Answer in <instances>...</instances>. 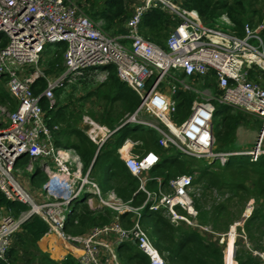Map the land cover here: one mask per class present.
Masks as SVG:
<instances>
[{
  "label": "built area",
  "instance_id": "2783aa9c",
  "mask_svg": "<svg viewBox=\"0 0 264 264\" xmlns=\"http://www.w3.org/2000/svg\"><path fill=\"white\" fill-rule=\"evenodd\" d=\"M150 7L165 11L173 20L163 46L139 31L141 14ZM231 26L225 13L219 14L214 24H207L181 0H135L124 19L123 32L110 34L74 0H0V82L16 102L14 109L0 110V190L6 197L28 206L17 216L0 212V258L4 259L22 218L32 213L47 225L36 241L38 245L42 239L39 248L54 260L69 253L79 264H104L102 254L117 264L113 244L126 239L145 253L148 264H165L138 221L139 210L145 204L148 209L161 208L173 224L185 222L211 231L196 221L191 173L170 176L164 187L160 176L147 173L159 160V154L151 149L134 152L130 140L117 147V154L137 178V189L144 192L143 200L133 205L113 193L101 197L88 169L82 170L75 151L54 144L52 130L58 124H47L39 98L43 97L52 107L55 88L66 87L86 68L105 77L108 69L102 66L111 64L116 77L139 97L135 109L122 122L151 127L160 146L174 148L182 156L203 157L209 162L244 154L255 160L264 152V121L249 149L213 148V100L264 118V47L260 33L247 21L242 24L241 35ZM60 41L63 46L53 48L61 52V69L47 76L39 66L42 53L47 44ZM38 78H43L44 85L35 93L32 84ZM210 78L215 90L210 84L203 85ZM177 89L193 94L188 112L179 119L173 96ZM87 124L86 133L97 144L112 131L107 132L102 124L90 119ZM22 154L27 160L17 169L19 176L25 172L27 179L34 163L46 175L31 190L24 185L25 177L20 179L14 173ZM150 178L156 182L155 189L146 187ZM88 193L95 194L102 206L109 207L111 216L104 223L92 225L85 234L71 235L63 230L70 201ZM124 212L132 214L128 226L119 219ZM250 253L264 264V250L254 249Z\"/></svg>",
  "mask_w": 264,
  "mask_h": 264
},
{
  "label": "trees",
  "instance_id": "16d2710c",
  "mask_svg": "<svg viewBox=\"0 0 264 264\" xmlns=\"http://www.w3.org/2000/svg\"><path fill=\"white\" fill-rule=\"evenodd\" d=\"M124 1L83 0L78 2L77 0L76 3L81 6L80 9L88 17L93 20L102 19L104 21L101 26L103 29H109L112 24L123 23L130 13ZM255 1L181 0V3L188 8H194L202 19L210 25L214 24L219 14L225 13L232 22L231 29L236 34L241 35L243 20L246 19L250 24L251 19L247 16V12L255 11L253 7ZM261 2H264V0H261ZM172 24L173 20L165 11L150 7L142 12L138 27L144 37L163 46L164 38ZM259 33L263 40L264 25L259 30ZM49 45L57 48L63 46V42H55ZM44 53H42V58ZM56 55L51 54L49 57L52 58ZM52 63L53 61H48V67L44 68V70H50ZM102 67H106L108 72L106 79L98 82L97 85L89 86L95 81L96 75L92 69L86 68L69 83L70 89H64L65 87L54 89L55 99H59L62 95V100H68L69 98L67 102L55 101L52 107H48L47 101L40 97L39 103L45 110L44 115L49 126L53 123H62V127L58 126L56 130H52L54 144L72 148L75 151L82 170L88 169V176L95 182L99 195L104 197L105 192L109 189L119 199L123 201L129 200L131 204L139 205L143 200L144 192L137 189V178L127 170L117 154V147L125 140L139 141V145L136 147L141 149V151L151 149L159 154V160L149 168L147 173L149 176H160L164 187L170 177V173L167 170L170 165H175L177 170L190 173L191 168H188V166L190 162H194L195 157L182 156L174 148L160 146L157 143V133L149 126L130 121L122 122V114L124 112H132L139 102V97L129 86L116 77L111 64H106ZM57 69V71L61 69V64ZM104 83L108 86V90L103 94L107 105L118 100L120 101L121 110L117 111L114 117L109 114V109L106 108L99 117V123L112 131L97 147V144L77 126L76 123L79 118H73L74 110H72L69 102L79 103L83 98L92 96ZM209 84L215 90L212 79H205L203 85ZM43 85V78L36 79L32 84L33 91L35 93L39 92ZM74 86L78 87L77 94L73 92ZM71 95L73 98H71ZM173 96L176 100V119H179L188 112L193 95L188 91L177 89ZM0 105H5L7 110L14 109L16 105L15 100L9 95L1 82ZM242 117L243 114L233 106L213 100L211 122L214 135L213 148L215 150H234L230 146H232L234 133ZM21 160L26 161L27 156L22 154L16 164ZM207 165L209 166L210 163L206 162L205 165L200 167L198 176L192 178V184L208 175L210 181L204 187H215L214 185L217 181L223 182V176H227L225 182L216 186L218 190L226 187L227 189H232L234 194H237V191L246 192L244 198L248 199L251 197L253 204L250 213L243 222V227L246 230V235L252 241L257 242V234L259 236L264 235V152L260 153L255 160H249L247 155L244 154L228 155L221 163L218 172L211 170ZM229 168H237V177L230 176ZM225 170L228 171L227 174L224 173ZM45 178V173L37 163H34L33 170L27 178L29 184L31 186L40 185ZM146 187L155 189V180L151 178L147 180ZM85 196L86 194H83V196L70 201L69 212L64 218L63 230L71 235L83 233V231L86 233L92 225L104 223L111 216L112 210L109 207L91 208L86 203ZM192 200L194 208L197 210L196 221L199 224L205 225L204 221H202L203 219L206 221L210 220L215 224L221 218L220 213H223V211L227 212L223 202L211 203L210 207L213 209L203 210L198 201L199 198L195 196L194 192H192ZM27 207L26 203L8 198L0 190V212L10 211L13 216H17L20 212L26 210ZM201 218L202 220H200ZM119 219L124 226H128L132 221V214L130 212L120 213ZM232 219L234 218L231 216L227 218V223ZM138 221L165 264H222V258L223 264H226V259L222 252L223 245L221 246L216 242L217 234L214 236L212 232L215 231L213 230L212 232L202 230L185 222L173 224L163 214L161 208L148 209L146 204L139 210ZM46 229L47 225L41 217L37 214H29L20 223L19 228L13 232L10 243L5 250V257L4 259L0 258V264H11L16 257L22 259L23 264H28V262L30 264H79L74 256L69 253L59 260H54L37 246L36 241ZM114 252L116 259L121 264H148L145 253L131 240L119 241L114 247ZM233 259L235 264H259L258 259L245 250H242V252L235 250Z\"/></svg>",
  "mask_w": 264,
  "mask_h": 264
},
{
  "label": "rangeland",
  "instance_id": "374dc122",
  "mask_svg": "<svg viewBox=\"0 0 264 264\" xmlns=\"http://www.w3.org/2000/svg\"><path fill=\"white\" fill-rule=\"evenodd\" d=\"M74 1L77 2V0H74ZM79 1L81 2L83 0H78V2ZM124 2H125L124 3L125 6H127V8L130 11L135 0H125ZM253 7L255 11H248L247 16H249L251 19L250 20L251 26L253 28H256V30L259 31L261 27L264 25V2H261V0H256ZM92 21L98 24L100 27L102 26L104 22L100 18L96 20L92 19ZM243 21H247V20L245 19ZM123 29H124L123 23H121V24H112V26L109 29H103V30L110 34H117V33H122ZM262 41L264 45V36H263ZM47 46L48 47L44 51L45 53L43 54V58L39 66L43 69V72L45 75L51 76L58 72L57 67L62 63V57H61L60 50L56 52V49L51 47L52 45L47 44ZM51 54H57V55L51 58L49 57ZM48 61H53L51 65L52 68L48 71H45L44 68L48 67L47 65ZM97 74L95 76V81L92 84H89V86L90 85L93 86L94 84L97 85L98 82L106 79V75L104 77V76H100ZM257 77L262 78L263 76L257 75ZM201 87H203V85H201ZM64 89H70V84H68ZM107 90H108V86L104 83L98 88L95 94H92V96L90 95L91 97L90 96L85 97L79 103L69 102V104H71L72 110H74L73 118H79L76 123L77 126L81 128L85 133L89 127V124H87L88 119L94 121L97 124H100L98 121L99 117L102 115V113L104 112L106 108L109 109V114L114 117H115L116 112L121 110L120 101L118 100L112 102L110 105H107V102L105 101V98L103 97V94ZM77 91H78V87L74 86V89H73L74 94H77L78 93ZM71 98H73L72 95H71ZM68 100L66 99L62 100V95L59 97V99H55V101H61V103L62 101L67 102ZM235 109L239 110L243 114V117L241 118L240 123L238 127L236 128V131L234 133L233 143H232V146H230V148L234 150H246V149H249L254 144L255 140L257 139V136L261 130L264 118L256 114L244 111L239 108H235ZM0 110L5 111L7 110V108L5 107V105H0ZM129 113L130 112H124L121 116L122 120L127 118ZM77 114L78 116H76ZM148 118H150V116H148ZM57 124L59 127H62V123H57ZM103 126L105 127L107 132L110 130V128H107L105 125ZM130 141L133 142L131 143V146H130V149L132 151L134 152L141 151V149L136 147L137 145H139V141H136V142H134L133 140H130ZM262 143L264 144V138H263ZM206 160L207 159L203 157H200V158L195 157L194 162L189 163L188 168L189 167L191 168L190 173H191L192 178H196L198 176L200 167L202 165H205V163L207 162ZM222 162L223 161H221L220 159L214 158L213 160H209L210 165L209 166L207 165V166L211 170L218 172ZM24 163H25V160H21L17 162V164L15 165L16 168H14V173L20 179H23V177H25L24 185L25 187L31 190L38 185L31 186L28 180L26 179L25 172L24 173L22 172L24 176L18 175L19 170L17 169H21ZM236 169L237 168L228 169V171L231 172V174L229 173L231 177H237L238 172L236 171ZM167 170L169 171L170 176L182 172L180 170H177L175 165H170ZM228 171L225 170L224 173L227 174ZM226 177L223 176V179H224L223 182H225ZM209 181H210V177L208 175H206L205 177H202L198 181H195V183L192 184V192H194L195 196L199 198L198 201L200 202V206L201 208H203V210L211 209L212 208L210 207L211 203H216V202L225 203L227 212L223 211V213H220L221 218L215 224H213L210 220L206 221L205 219L203 220L202 218L200 219L204 221V224L207 228L211 229V232L212 230L215 231V232H212V234L214 236L215 234H217L216 242L220 244L221 246L222 245L224 246L226 237L228 236V234L231 233L233 235V248H234L233 258H234L235 250L238 252H242V250H245L250 253L251 250H254V249L255 250L264 249V235L259 236V234H257V242H254L246 235V230L243 227V222L245 218L247 217V215L250 213V210L252 208L253 199L251 197L248 199L247 198L245 199L244 196L246 195V192L244 191H237L236 192L237 194H234L233 190L230 188L227 189L226 187H224L218 190L216 186L220 185L223 182L217 181V183H215L214 185L215 187H204L205 184H207ZM1 213L11 214L10 211H2ZM230 216L233 217L234 219H232L229 223H227L226 220L227 218H230ZM220 238H222L221 241H219ZM22 262H23L22 259H20L19 257H16L11 262V264H23ZM231 262H233V259L228 258V261L226 260V264H230ZM28 264H30V262H28ZM222 264H223V258H222ZM234 264H235V261H234Z\"/></svg>",
  "mask_w": 264,
  "mask_h": 264
},
{
  "label": "crops",
  "instance_id": "0c3cea01",
  "mask_svg": "<svg viewBox=\"0 0 264 264\" xmlns=\"http://www.w3.org/2000/svg\"><path fill=\"white\" fill-rule=\"evenodd\" d=\"M96 144H97V142L96 141H94ZM125 142H128V141H125ZM98 145V144H97ZM113 192L111 191V190H107L106 192H105V195H104V197L103 198H107V196H111V194H112ZM85 201H86V203L91 207V208H96V207H101L102 205L100 204V202H99V200H98V197L95 195V194H93V193H88V195H86L85 196ZM105 207V206H104ZM85 233V231H83V233H74V235H82V234H84ZM42 241V239L39 241V243ZM38 243V247H41L40 245L41 244H39ZM113 246L115 247V245L113 244ZM225 254V258H226V260L228 261V258L230 259H233V254H227L226 252L224 253ZM101 259H102V261H103V263L104 264H114L105 254H102V256H101ZM234 263V260H233V262H232V264ZM117 264H121V262L117 259Z\"/></svg>",
  "mask_w": 264,
  "mask_h": 264
},
{
  "label": "bare ground",
  "instance_id": "6f19581e",
  "mask_svg": "<svg viewBox=\"0 0 264 264\" xmlns=\"http://www.w3.org/2000/svg\"><path fill=\"white\" fill-rule=\"evenodd\" d=\"M249 207V206H248ZM225 249V250H224ZM233 236L232 234H228V236L226 237V240H225V244L223 246V253L224 251L229 254V253H233ZM225 256V254H224ZM233 256V255H232ZM226 259V258H225ZM231 259V258H230ZM234 260V259H233ZM232 264V262L230 263Z\"/></svg>",
  "mask_w": 264,
  "mask_h": 264
},
{
  "label": "water",
  "instance_id": "95a60500",
  "mask_svg": "<svg viewBox=\"0 0 264 264\" xmlns=\"http://www.w3.org/2000/svg\"><path fill=\"white\" fill-rule=\"evenodd\" d=\"M119 125H120V124H119ZM119 125H118V126H119ZM118 126H117V127H118ZM117 127H115V128H117ZM115 128H114V129H115ZM98 146H99V144L97 145V147H98ZM28 215H29V214H28ZM28 215H26L24 218H22L21 222H22L24 219H26V217H27Z\"/></svg>",
  "mask_w": 264,
  "mask_h": 264
},
{
  "label": "clouds",
  "instance_id": "9594fccd",
  "mask_svg": "<svg viewBox=\"0 0 264 264\" xmlns=\"http://www.w3.org/2000/svg\"><path fill=\"white\" fill-rule=\"evenodd\" d=\"M223 250V249H222Z\"/></svg>",
  "mask_w": 264,
  "mask_h": 264
}]
</instances>
